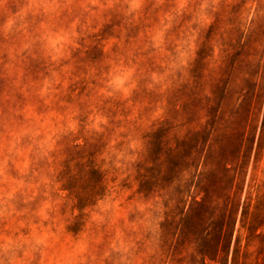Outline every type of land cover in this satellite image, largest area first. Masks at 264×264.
<instances>
[{
  "label": "rangeland",
  "instance_id": "rangeland-1",
  "mask_svg": "<svg viewBox=\"0 0 264 264\" xmlns=\"http://www.w3.org/2000/svg\"><path fill=\"white\" fill-rule=\"evenodd\" d=\"M0 264H264V0H0Z\"/></svg>",
  "mask_w": 264,
  "mask_h": 264
}]
</instances>
